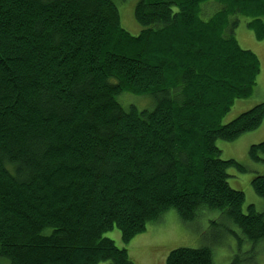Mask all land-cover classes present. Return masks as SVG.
<instances>
[{"label":"trees","instance_id":"obj_1","mask_svg":"<svg viewBox=\"0 0 264 264\" xmlns=\"http://www.w3.org/2000/svg\"><path fill=\"white\" fill-rule=\"evenodd\" d=\"M237 14L264 39V0H138L137 35L113 0H0V264H133L103 234L127 244L170 208L184 221L218 209L264 240V214L227 181L246 167L216 145L264 118L262 102L221 123L259 73ZM121 93L155 105L125 109ZM248 156L264 161V141ZM251 186L264 199V174ZM165 264L214 262L176 247Z\"/></svg>","mask_w":264,"mask_h":264},{"label":"rangeland","instance_id":"obj_2","mask_svg":"<svg viewBox=\"0 0 264 264\" xmlns=\"http://www.w3.org/2000/svg\"><path fill=\"white\" fill-rule=\"evenodd\" d=\"M138 0H113L119 11L120 24L133 35L143 29L134 17V9ZM214 4L203 7V15L214 9ZM201 16V15H200ZM207 18L208 16H201ZM236 17V18H235ZM237 25L233 29V36L239 45L252 51L259 61V73L250 95L235 99L230 110L221 119V123L230 122L240 113L264 102V39L255 38L252 29L247 27L248 18L237 14ZM230 33V32H229ZM120 104L128 109L131 106L139 110H151L155 101L150 95L121 93L117 96ZM264 141V118L256 129L242 134L233 141L216 140L221 159H233L246 167L245 172H239L234 167L227 169V181L231 188L244 193L242 211L247 212L249 204L264 214V199L257 195L251 180L255 175L264 174V161L254 162L249 159L250 145ZM205 210L198 213L193 220H182L174 208L163 212L156 221L150 222L146 230L135 236L129 243L124 244L120 233L114 227L103 236L112 239L119 248H126L133 264H165L168 252L176 247H209L214 264H264V240L256 243L247 240L241 229L226 218L218 209ZM1 264H9V260L1 258ZM97 264H108L103 261Z\"/></svg>","mask_w":264,"mask_h":264}]
</instances>
